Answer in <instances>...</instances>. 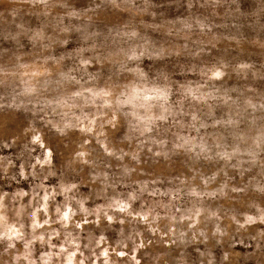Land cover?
I'll return each mask as SVG.
<instances>
[{"label":"rangeland","instance_id":"rangeland-1","mask_svg":"<svg viewBox=\"0 0 264 264\" xmlns=\"http://www.w3.org/2000/svg\"><path fill=\"white\" fill-rule=\"evenodd\" d=\"M0 264H264V0H0Z\"/></svg>","mask_w":264,"mask_h":264},{"label":"snow or ice","instance_id":"snow-or-ice-1","mask_svg":"<svg viewBox=\"0 0 264 264\" xmlns=\"http://www.w3.org/2000/svg\"><path fill=\"white\" fill-rule=\"evenodd\" d=\"M77 227H79V226L77 225Z\"/></svg>","mask_w":264,"mask_h":264}]
</instances>
